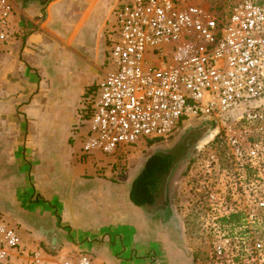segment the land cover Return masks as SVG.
I'll use <instances>...</instances> for the list:
<instances>
[{"label":"built area","instance_id":"1","mask_svg":"<svg viewBox=\"0 0 264 264\" xmlns=\"http://www.w3.org/2000/svg\"><path fill=\"white\" fill-rule=\"evenodd\" d=\"M13 15L12 0H0V48L17 35ZM106 46L109 70L78 108L75 129L86 126L78 156L123 169L137 142L169 141L193 118L212 120L199 181L188 187L221 232L211 254L221 262L238 240L226 232L250 228L264 210V0H119ZM245 250L264 261L259 241ZM92 259L79 252L57 264ZM0 264L55 263L22 248L17 228L2 218Z\"/></svg>","mask_w":264,"mask_h":264},{"label":"crops","instance_id":"2","mask_svg":"<svg viewBox=\"0 0 264 264\" xmlns=\"http://www.w3.org/2000/svg\"><path fill=\"white\" fill-rule=\"evenodd\" d=\"M12 2L17 35L0 48V217L10 212L21 247L55 264L79 252L90 253L92 264H146L149 256L156 264H192L174 234L178 172L168 193L158 197L151 187V201L138 205L147 159L121 169L78 156V108L85 89L109 70L106 30L119 0Z\"/></svg>","mask_w":264,"mask_h":264},{"label":"rangeland","instance_id":"3","mask_svg":"<svg viewBox=\"0 0 264 264\" xmlns=\"http://www.w3.org/2000/svg\"><path fill=\"white\" fill-rule=\"evenodd\" d=\"M77 67H79L78 63H73L71 70L77 72ZM105 67H107L106 63H104L103 69ZM56 116L58 117L57 119L60 121V123L65 120V114L62 110H58V112H56ZM198 123L199 120L193 118L187 126L192 128L197 126ZM212 124L202 128V130L199 131L198 136L195 138L194 143H190L188 145H186L185 140L181 139L180 141L178 137L175 139L171 138L169 141L158 140L154 143L148 142L146 144L143 141H139L132 147V150H130L127 157L128 160L126 162H133L130 165H135L134 162H144L155 152H162L161 154L164 155L163 157L165 159L168 157V160H174V158L182 159L183 157H187V159L183 161L185 163L180 166L176 179L173 183V203L175 204V209L178 216V223L176 225L174 234L176 238L183 239L184 244L192 256V264H264V261L262 260V263H259L258 261H252L248 254L249 250H245L246 247L248 249L250 248L251 241H259L264 247V210H259L257 219L254 220L253 223H250V228L242 227L239 230H229L226 232L229 234L227 236H230L231 239L235 237L238 240H230V242L227 244L226 256L224 260L215 263L211 258L213 242L216 241L221 232L210 227L213 219L212 216L208 214L207 208L204 205L203 197L193 190L190 191L188 184H190V182L199 181L197 180L199 178L197 175H200L202 168L199 167L196 162H200L203 154L210 150V148L207 146V140L209 139V136L213 130ZM85 134L86 126L81 127L77 132V140L78 138L84 137ZM69 143H71L70 140ZM67 149L68 150L65 151V154L69 152V147H67ZM218 151L219 150H217V152ZM71 154L74 157V154L76 153L71 151ZM53 157L58 158L60 156L53 154ZM109 158L111 161L114 160L112 157ZM192 186H194V184H192ZM1 188L2 185L0 184V190ZM31 197L35 198V200H32V202H36V199L38 200L37 194L35 192L31 195ZM4 202L7 203L4 204V207H7L5 205H8V211H11L13 203L10 200H5ZM2 208H0V214H3L4 212V209ZM4 216L10 220L12 214L9 212V214ZM0 219L2 218L0 217ZM11 223L12 222H10V225L13 228H16L15 225ZM242 241H246V243L243 244ZM150 259L151 258L149 256L146 264H156L154 263L155 261L153 259Z\"/></svg>","mask_w":264,"mask_h":264},{"label":"flooded vegetation","instance_id":"4","mask_svg":"<svg viewBox=\"0 0 264 264\" xmlns=\"http://www.w3.org/2000/svg\"><path fill=\"white\" fill-rule=\"evenodd\" d=\"M212 120H210L209 118H203L202 120H199V123L197 126L190 128L189 126L185 127L179 134H178V139L181 141V139L185 140L186 145L188 144H192L195 141V138L198 136L199 131L202 130V128L206 127L207 125L212 124ZM212 126L214 127V124H212ZM176 137V138H177ZM166 152V151H165ZM158 153V152H155ZM162 153V152H161ZM187 157H183L182 159H177L174 158V160H172L171 162H163L164 165L166 166V169L161 168V172L159 171H155L153 174V178L151 179V187L155 190V193H158V197H161L162 194L165 195V193H168L169 191V187L170 184L173 180L174 177V173L176 174L180 168L181 165H183L185 162H183L184 160H186ZM147 164V163H146ZM146 164L143 167L142 171H146L147 166ZM159 166H161L160 164H158ZM159 181H163V185L159 188V186L156 188L157 182ZM159 188V189H158ZM162 188V189H161ZM151 189V190H153ZM157 191V192H156Z\"/></svg>","mask_w":264,"mask_h":264},{"label":"trees","instance_id":"5","mask_svg":"<svg viewBox=\"0 0 264 264\" xmlns=\"http://www.w3.org/2000/svg\"><path fill=\"white\" fill-rule=\"evenodd\" d=\"M164 155L161 154V153H154L152 155H150L146 162V166H147V169L146 171H142V177H144V180H145V183L140 185L137 184V189H135L136 191V195L133 199L134 203L135 204H143V203H147L149 201H151V194H150V189H151V182L152 180L151 179H154L153 178V174L155 171H159L161 172V168L163 169H166V166L167 165H164V164H161V166L158 165V162H171L172 159H165L163 157ZM148 179L151 180V182L148 181ZM239 218V215H232L230 218H229V221H236V219Z\"/></svg>","mask_w":264,"mask_h":264},{"label":"water","instance_id":"6","mask_svg":"<svg viewBox=\"0 0 264 264\" xmlns=\"http://www.w3.org/2000/svg\"><path fill=\"white\" fill-rule=\"evenodd\" d=\"M180 160V159H179Z\"/></svg>","mask_w":264,"mask_h":264}]
</instances>
